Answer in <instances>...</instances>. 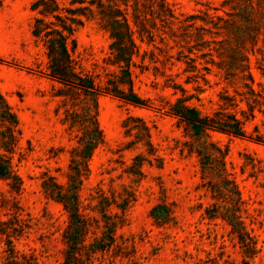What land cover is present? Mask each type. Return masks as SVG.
<instances>
[{
    "label": "rangeland",
    "instance_id": "rangeland-1",
    "mask_svg": "<svg viewBox=\"0 0 264 264\" xmlns=\"http://www.w3.org/2000/svg\"><path fill=\"white\" fill-rule=\"evenodd\" d=\"M35 1L0 5V92L20 130L7 142L0 114V154L21 181L14 190L0 179V264H64L75 250L65 242L68 232L80 239L76 264H264V0H164L173 16L167 20L159 0H115L135 31L129 71L145 105L106 92L123 73L107 19L83 16L87 4L80 0H59L62 14L76 10L80 21L65 32L72 72L93 79L99 91L52 77L44 40L32 34L40 17ZM237 31L256 37L244 42L252 82L230 58ZM179 100L201 115L235 116L244 136L180 119L170 111ZM95 106L103 143L86 151L80 119ZM222 168L257 241L252 257L221 218L230 207L221 193ZM50 179L65 188L70 179L81 181V230L45 194L42 183Z\"/></svg>",
    "mask_w": 264,
    "mask_h": 264
},
{
    "label": "trees",
    "instance_id": "trees-1",
    "mask_svg": "<svg viewBox=\"0 0 264 264\" xmlns=\"http://www.w3.org/2000/svg\"><path fill=\"white\" fill-rule=\"evenodd\" d=\"M74 1V0H73ZM156 2L157 0H152ZM3 0H0V5ZM81 3H86L87 5L82 8L83 16L90 18L93 16H100L101 19L106 20V30L109 32L112 43L110 45V50L114 52L115 64L121 69L123 73V78H119L118 86L113 89H106L107 93H110L123 101L133 104V105H145V101L137 96L132 89V79L131 73L129 71V66L132 62V57L136 53L137 46L134 40V29L131 27L130 20L127 14H121L119 8L116 5L115 0H80ZM162 12L164 13L161 17L164 19L172 18V12L166 7L164 0H159L158 2ZM113 5L116 8H113ZM127 5V2L126 4ZM32 10L36 11L40 17L35 19L32 34L34 37L42 38L44 40V46L46 48V54L49 58V68L52 77L58 79L64 83H71L75 86L88 92L99 91L97 89L96 83L93 79L89 77H78L72 72L71 57L68 51L67 45V35L65 32L71 33V24L80 22L76 16V10H67L68 16L62 14L63 8L59 5V0H36L32 5ZM133 10L136 12L137 7L135 6ZM133 11V23L136 24L135 18H137L136 13ZM167 11V13H166ZM153 14V11H152ZM121 16V19L119 18ZM53 18L57 24L55 25ZM69 21L70 23H67ZM253 27V26H248ZM201 28V27H200ZM254 33V30H252ZM253 33H245L244 31H237L235 33V42L230 45L231 49V60L233 62L234 68L240 72H247L251 82L252 76L250 74V59L248 55L244 52V42L247 37L253 36ZM123 64V65H121ZM120 86H127L128 92H125ZM248 88L249 94H254L255 90L249 85L245 84ZM0 114L3 119L7 122V142L14 143L17 138V134H20L18 127V119L16 115L10 110L7 102L5 101L3 95L0 92ZM171 114L185 120L195 126L214 128L219 131L232 134L234 136L243 137L244 132L242 130L240 121L233 115L225 116V119H218L217 114L214 117L201 115L200 112L185 104L184 101H180L174 104L170 108ZM78 117V116H76ZM81 124L86 129L88 133V140L85 143L86 151L97 147L99 144L103 143V135L99 128L97 121V108L94 107L93 112L87 111L86 115L80 119ZM146 131V136L149 138V132L147 127L144 126ZM147 146L151 147L150 141H146ZM85 172H88L87 165H84ZM78 171L77 168H73ZM222 174V190L223 201L230 204L226 211L222 213L221 218L224 219L227 224L231 227L232 233H235L237 240L242 248H244V253L248 257L254 256L258 252L257 241L254 236L250 235L247 231L244 221L241 217V211H245L242 204V198L239 190L233 181H230L225 173V169H221ZM223 172V173H222ZM0 179L6 181H12V188L14 190H19L20 188V178L15 174L13 165L9 159L5 160L0 154ZM74 180V181H73ZM68 188L58 185L50 179L49 183H42V188L47 196L54 198L59 203L62 204L63 208L69 212L71 224L76 226L77 229H82L83 222L78 218L79 213V198L78 191L81 186V181L78 180L75 185V179H70L68 182ZM156 212V209H153ZM153 214V213H152ZM209 218L216 217L214 211H206ZM158 216V215H154ZM65 242L68 244L69 249L78 247L80 239L75 234H69L65 236ZM74 250V251H75ZM70 251L66 254L64 264H76V259H73L77 252ZM244 264H248L244 261Z\"/></svg>",
    "mask_w": 264,
    "mask_h": 264
}]
</instances>
